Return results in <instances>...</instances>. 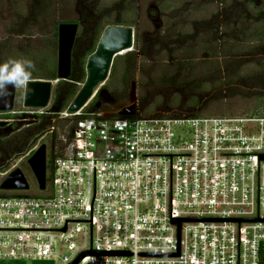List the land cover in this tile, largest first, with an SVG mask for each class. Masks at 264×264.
Wrapping results in <instances>:
<instances>
[{
	"label": "built area",
	"instance_id": "2783aa9c",
	"mask_svg": "<svg viewBox=\"0 0 264 264\" xmlns=\"http://www.w3.org/2000/svg\"><path fill=\"white\" fill-rule=\"evenodd\" d=\"M88 104L29 112L43 125L46 185L26 163L28 189L0 192L1 263L70 264L88 252L77 264H261L264 112H145L136 96L116 111Z\"/></svg>",
	"mask_w": 264,
	"mask_h": 264
},
{
	"label": "rangeland",
	"instance_id": "374dc122",
	"mask_svg": "<svg viewBox=\"0 0 264 264\" xmlns=\"http://www.w3.org/2000/svg\"><path fill=\"white\" fill-rule=\"evenodd\" d=\"M130 1L0 0V59L4 62L9 59L30 60L34 66L31 76L44 70L41 64L45 55L53 56L57 66V27L60 23L78 21L80 24L71 51L75 67L96 42L92 23L100 21L109 26L117 19L129 20L132 17ZM135 1L132 14L136 22L130 26L134 29L133 45L127 54L134 56V68L129 74L128 88L123 97L120 77L109 84L117 98L106 102L103 96H98L100 110L116 111L129 104L133 95L140 107L143 105L150 111L164 108L177 97L186 103L188 97L198 96L200 112L204 115L240 116L255 113L262 107L261 103L264 107V98H260L264 97V86L260 90L262 95L257 97L248 95L250 93L243 96L246 89L239 86L242 95L232 97L211 88L187 95L189 90L186 89L190 79L197 82L207 78L211 87L222 82L227 77L224 58L228 55L225 54H238L230 65L237 66L235 69H239L241 75L257 68L259 63H263L260 66L263 65L264 69V57H258L260 50L256 49L260 48L255 42L258 27L255 12L261 9L264 13V0H255L257 9L248 6L246 0ZM83 17L87 20H81ZM228 33H233V41L219 39ZM125 55L126 52L118 57L124 58ZM118 61L121 69L123 61L120 58ZM54 87L55 83L49 102ZM23 93L24 86L16 88L12 111L0 112V120L9 121L0 130V163L4 160L11 165L21 160L19 168L28 173L26 155L29 151L31 155L33 149L43 143L38 142L43 125L27 118L29 112L36 113L39 109L24 108ZM49 110H52L50 106ZM20 111L24 114L17 113ZM26 177L30 181V177ZM32 187L31 184V191Z\"/></svg>",
	"mask_w": 264,
	"mask_h": 264
},
{
	"label": "water",
	"instance_id": "95a60500",
	"mask_svg": "<svg viewBox=\"0 0 264 264\" xmlns=\"http://www.w3.org/2000/svg\"><path fill=\"white\" fill-rule=\"evenodd\" d=\"M77 28L78 25L76 23H60L57 27V81H66L70 75L71 51ZM133 38L134 29L130 26L109 25L103 29L95 50L86 59L85 80L67 106L68 112L75 113L81 110L86 103L88 104L92 100V95L98 88L100 89L98 96H103V100L106 102L111 100L107 91L103 88L101 89V87L108 79L113 59L121 55V52H126L132 48ZM53 83H56V81L29 79L24 86L23 107L28 109L45 108L50 100ZM15 89L11 90L9 96L0 100V112L12 111ZM134 98L135 95L132 96L130 102L134 101ZM98 107L99 105L96 104V108ZM132 108L133 104L121 109L118 114H130ZM7 125L8 121L0 120V128ZM260 158L263 159L264 155H261ZM26 163L30 168L39 190H44L46 185L45 145L40 144L27 158ZM27 189L28 184L25 175L19 168L10 171L0 182V191ZM175 222L179 225L181 221L178 220ZM237 222H258V220H237ZM88 254L90 253H81L70 264H77ZM94 254L97 255L98 253Z\"/></svg>",
	"mask_w": 264,
	"mask_h": 264
},
{
	"label": "trees",
	"instance_id": "16d2710c",
	"mask_svg": "<svg viewBox=\"0 0 264 264\" xmlns=\"http://www.w3.org/2000/svg\"><path fill=\"white\" fill-rule=\"evenodd\" d=\"M131 8L129 9V12L131 13L132 17L129 20H125V19H117L116 22L114 23V25H122V26H133L136 22V18L135 16L132 14L135 12V4L136 1L135 0H131ZM246 3L248 4V6H252L254 8L257 7L256 5V1L255 0H246ZM257 9V8H256ZM257 15V22H258V27L257 29V33H256V39L255 42L257 41L256 44L259 45L260 49H256V50H260L259 51V55L258 57H264V48H262V46H264V25L262 26L261 24H264V13L262 12L261 9H257V11L255 12ZM81 20H87L86 17H83ZM96 20V19H95ZM77 25H79L80 23L77 21L76 23ZM94 24V33H95V37H96V42L94 44V46L91 48L90 53L86 56H84L83 58H81L80 62H78L76 64V66L74 67L72 65V61H71V70H70V75L67 78L66 81L63 80H58L57 81V77H56V63L54 60V57L52 56V58H49L47 55H45L44 57V62L41 64V67L44 68L43 71L38 70L39 72L36 75H32L30 79H37V80H49V81H56L55 83V87L52 93V98L50 101V107H51V111H61L63 109H65L69 103L71 102V100L73 99V97L76 95V93L78 92L81 84L84 82L85 77H86V72H85V63H86V59L87 57L95 50L96 44L98 42V39L103 31V29L106 27L104 25H102L100 23V21H97ZM234 35L233 33H228V35H225V37H219V39H221L222 41H233L234 40ZM54 45V44H53ZM55 47V45H54ZM231 51V50H230ZM256 52V51H255ZM128 52H126V55L124 58L118 57L116 56L113 59L111 68H110V72H109V76L108 79L106 81V84L103 85V89H105L107 91V93L109 94V96L111 97V100L115 101L117 96L115 95L116 93L114 91L111 90V88L109 87V84H111L113 81H115L118 77H120V80L122 82V96H125L126 90L128 88V79H129V74H131L133 72V62H134V56L133 55H127ZM228 55L224 58V62L227 63L225 65L226 68V72H225V76L227 75V77H225V79L222 82L217 83L216 85H214V87H211V84H209L210 81H208L207 78L202 79V81L198 80L196 82V80L194 79L193 81L190 79L188 81V85L189 87H186L187 90H189V92H187V95H190V92L192 93H199V91L201 92L202 89L203 90H207L208 89H214L216 91H218L220 94L222 93V91L225 93V95H227V97H232L236 94L238 95H242L239 92V87L245 88L246 90H244L245 92H247L246 94H244L243 96H247L248 95H254V96H260L262 95V93H260L264 86V69L260 66L263 63H259L257 64L258 67L255 69H250L247 70L246 72H243L241 75V72L238 70H236L235 68L237 67H233L232 62H234V60H236V56L238 54H225ZM122 59L123 61V67L121 69H119V61L118 59ZM3 59H0V63H3ZM188 65V64H186ZM233 70V72H231ZM235 70V71H234ZM217 75H220V72L217 73ZM170 82V78L167 79ZM165 80V81H167ZM263 83V84H262ZM80 84V85H79ZM237 86H239L237 88ZM224 88V89H222ZM237 88V89H236ZM111 90V91H110ZM252 90V91H251ZM195 95V94H193ZM98 95H95V97L92 99V101L88 104V106L86 107V110H94L95 108V104L97 103L98 100ZM260 98H264L263 96H261ZM259 98V99H260ZM200 104V96H198V98H194V97H188V99L186 100V103L184 101H182L181 99H179L178 97L174 100L173 103L168 104L167 106H165L164 108H162V110H167V109H172V108H179V109H194L195 107H197ZM262 107H259V111L264 112V107H263V103ZM141 105V104H140ZM143 105H141V108L143 111H150V108H146ZM17 117V116H16ZM8 167V162H4V160H1L0 163V170H4V168ZM259 257H260V263L264 264V251H260L259 253ZM0 264H16V263H1ZM42 264H48V263H42Z\"/></svg>",
	"mask_w": 264,
	"mask_h": 264
},
{
	"label": "clouds",
	"instance_id": "9594fccd",
	"mask_svg": "<svg viewBox=\"0 0 264 264\" xmlns=\"http://www.w3.org/2000/svg\"><path fill=\"white\" fill-rule=\"evenodd\" d=\"M33 67L27 59H9L0 63V100L9 96L12 89L25 86Z\"/></svg>",
	"mask_w": 264,
	"mask_h": 264
},
{
	"label": "flooded vegetation",
	"instance_id": "af4514ba",
	"mask_svg": "<svg viewBox=\"0 0 264 264\" xmlns=\"http://www.w3.org/2000/svg\"><path fill=\"white\" fill-rule=\"evenodd\" d=\"M99 105V104H98ZM5 121H8V120H5ZM8 123H9V121H8ZM28 125H30V123H28ZM4 127H2V128H0V130H2Z\"/></svg>",
	"mask_w": 264,
	"mask_h": 264
},
{
	"label": "bare ground",
	"instance_id": "6f19581e",
	"mask_svg": "<svg viewBox=\"0 0 264 264\" xmlns=\"http://www.w3.org/2000/svg\"><path fill=\"white\" fill-rule=\"evenodd\" d=\"M131 50V49H130ZM130 50H128V51H130ZM128 51H126V52H128ZM123 53H125V51L124 52H121L120 54H123Z\"/></svg>",
	"mask_w": 264,
	"mask_h": 264
}]
</instances>
